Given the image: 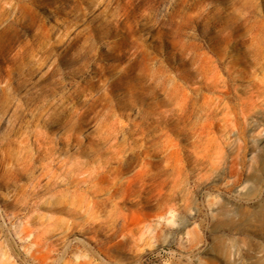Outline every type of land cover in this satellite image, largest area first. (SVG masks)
Here are the masks:
<instances>
[{
	"label": "rangeland",
	"instance_id": "374dc122",
	"mask_svg": "<svg viewBox=\"0 0 264 264\" xmlns=\"http://www.w3.org/2000/svg\"><path fill=\"white\" fill-rule=\"evenodd\" d=\"M189 58L216 64L236 102L264 90V0H0V264H264V106L238 121V140L183 158L170 196L80 181L106 156L103 127L128 139L169 108L156 67L192 98L211 94Z\"/></svg>",
	"mask_w": 264,
	"mask_h": 264
},
{
	"label": "bare ground",
	"instance_id": "6f19581e",
	"mask_svg": "<svg viewBox=\"0 0 264 264\" xmlns=\"http://www.w3.org/2000/svg\"><path fill=\"white\" fill-rule=\"evenodd\" d=\"M252 55L253 59H251V62L258 63L261 56V48H255ZM194 57L196 58V56ZM190 63L193 66L195 65L192 71L197 78H194L198 80V83L200 82L202 84V88L212 91L211 94L209 96L203 95L200 99L192 98L183 90V87L188 81L187 79H184L182 83H178L174 76L170 77L171 75H165L157 67L153 69L149 79L155 83L156 88L162 93L160 102L165 103L169 108L162 111L156 110L157 112H155V116L153 117L151 115L150 117H146L147 114L145 117H141V115L139 121L132 124L133 127L129 131L130 137L128 139L123 136H118L119 134H114L115 132H113L110 126L103 127L104 129L97 136L99 142L108 145V150L105 153L106 156L100 160L98 159L91 168L86 167L82 171L84 175L82 174V178L79 176L81 179L78 178L81 182L86 183V185L90 182L101 183V185L103 184L102 186L108 189V194L121 199L135 197L140 201L141 198H147L154 191L157 197L165 198L166 196H170L168 190H164L168 183L172 180L180 182L182 179L185 166L183 158H190L193 163L202 162L208 155V150L213 144L216 143L220 148L221 144L225 143L224 141H229L231 136H234L233 141L241 137L242 131L238 129L237 123L240 119L245 121L251 112L258 111L261 113V107L264 106V97L262 99H259V97L264 94V90L254 88L246 100L236 98V102L232 87L227 82L228 80L226 78H220L213 71L216 64L205 62L197 63L196 59H191ZM138 80L140 81V78ZM133 99L135 98L133 97ZM90 109L89 106L88 110L90 111ZM87 113L89 114V112ZM199 121H203V128L205 129L207 127L208 130L199 128ZM215 131L220 132L221 137L214 136ZM166 132H178L177 134L180 138L177 142H172L167 137ZM263 133L260 130L253 136L260 137ZM204 136L206 139H203ZM143 142L146 144H143ZM180 144H184L185 146H181ZM168 145L171 148L169 151L167 150ZM187 146L191 147V149L187 148ZM145 147L149 149L145 150ZM240 148L241 146H238V149ZM183 151L186 154L182 155L181 152ZM198 151L203 152V154L198 155ZM153 156L158 158L156 160H150L149 158ZM110 163H113L114 166H110ZM218 164V161H213L210 163V166L212 169H215ZM230 164L233 166L235 161H231ZM134 166L138 168L128 178L124 179L123 174ZM173 175H176L175 178H171ZM80 184L78 185L80 186ZM95 185L93 184L92 187H96ZM98 188L100 190L104 189L100 186ZM31 264L47 263L40 262L34 257Z\"/></svg>",
	"mask_w": 264,
	"mask_h": 264
}]
</instances>
